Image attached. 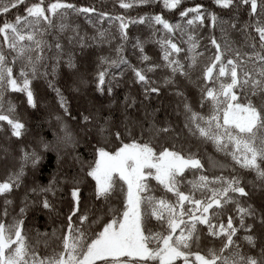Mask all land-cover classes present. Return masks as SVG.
Listing matches in <instances>:
<instances>
[{"label": "snow or ice", "instance_id": "obj_1", "mask_svg": "<svg viewBox=\"0 0 264 264\" xmlns=\"http://www.w3.org/2000/svg\"><path fill=\"white\" fill-rule=\"evenodd\" d=\"M116 3L125 10L152 3L174 10L182 0ZM212 4L230 15L195 3L179 10V19L172 22L161 12L132 17L77 6L72 0H0V121L6 122L10 137L21 138L25 125L15 115V105L5 101L6 92H22L34 108L31 82L43 78L55 91L63 117H68V101L56 87L58 72L66 70L74 91H87L86 86L92 85L93 92L110 99L119 78L130 70L142 87L143 100L158 96L159 84L171 89L177 114L183 117L182 128L200 142L178 147L182 136L169 119L154 120L147 110L142 118L131 116L128 110L136 99L127 93L116 106L93 99L78 118L73 117L79 135L61 115L54 116L59 128L56 140L71 150L69 162L74 160L85 178L94 181L92 195L99 208L91 212L81 208L79 175L59 180L53 175L45 185L26 187L18 210L10 211L13 190L22 186L28 167L38 171L43 159L41 151L21 147L6 178L0 180V264H193V257L195 264H264V0H212ZM241 13L246 16L242 22ZM79 16L95 29L91 35L73 19ZM104 21L109 27L103 26ZM137 23L151 29L145 40L129 36V26ZM202 27L210 30L207 36L198 35ZM117 38L114 55L95 56L89 73L82 66L89 63L85 51L89 42L111 48ZM149 40L159 48L158 59L147 54ZM129 44L138 64L125 54ZM188 85L198 90V97L189 94ZM137 130L139 136L134 135ZM161 137L173 143L157 151L152 141ZM81 141L92 150L91 160L82 161L76 152ZM113 142L119 143L111 150L108 145ZM206 143L234 164L209 157V168L219 174H198L184 181L188 171L202 173L205 166L199 152ZM49 147L50 143L40 142V149ZM61 147H55L58 160ZM2 151L7 163L8 148ZM237 167L251 172L254 179H242ZM151 180L163 189L160 195ZM65 183L71 198L66 214L58 226L52 221L50 234L37 231L35 243L31 242L24 232L25 213L32 209L51 216ZM249 186L260 193L258 206L249 202ZM113 197L122 198V205L113 206ZM153 220L159 225L156 231L148 226ZM209 238L219 240V246L207 247L206 254L191 250L193 243L199 246ZM50 240L57 242L56 247L41 254L39 246L48 250Z\"/></svg>", "mask_w": 264, "mask_h": 264}, {"label": "trees", "instance_id": "obj_2", "mask_svg": "<svg viewBox=\"0 0 264 264\" xmlns=\"http://www.w3.org/2000/svg\"><path fill=\"white\" fill-rule=\"evenodd\" d=\"M72 2H74L77 6H95L98 10L108 11L112 14L120 13L132 17L144 12L156 11L161 12L165 18L172 22H175L176 19H179V10H182L183 7H189L195 3H202L206 8L216 10L221 15H230V13L220 12V10L216 9L212 4V0H182L181 5H179L178 8L174 10H164L159 3H152L147 6L133 7L131 9L125 10L119 7V5L116 3V0H72ZM19 12L23 14V6L19 8ZM14 15L15 13H12L10 18H14ZM245 18V14L241 13V22ZM0 19H3V17L0 16ZM73 19H75V21L80 25L82 32L91 35L95 31L91 25L86 23L84 16L74 17ZM102 23L105 28L109 27L106 21ZM156 27L159 28L160 26L157 25ZM111 31L115 33L116 27L112 26ZM127 31L130 37H139L141 40H145V38L148 37L149 33L151 32V29L146 24L137 23L130 25ZM197 33L198 35L207 36L210 33V30L207 27H202L197 29ZM0 39H2V37H0ZM118 42L119 41L117 38V40L113 42L111 48H109L108 45L97 46L92 45L91 42H89V48L85 50L87 53L86 59L89 61V63L87 65L82 63V66H86L88 68V72L91 73L92 68L94 67V64H92L91 61L95 58V56L114 55L113 50L115 48V44ZM201 43L204 42L201 41ZM208 47L211 48L210 45H208ZM145 49L147 50V54L149 56L153 57L154 59H158L159 48L157 45L149 40L145 43ZM131 51V44H129V46L125 49V54L128 55L131 63L138 64L136 57L131 55ZM77 56L79 58V51H77ZM158 77L159 73H157L156 76H152L153 79H157ZM119 79V86H114V95L110 99H103L100 93L93 92L94 86L92 85L86 86L87 91H84L83 88L80 90V92L74 91L66 75V70L64 73L58 72L56 77V87L61 89L63 95L68 101L70 108V115L68 117H63L62 110L59 108V104L56 99L55 91L48 87L47 82L43 78L38 77L33 79L31 82V88L34 93L36 104L34 108L28 106L26 97L22 92L8 91L5 93V101H11V103L15 105V115L21 119L25 125V128L21 138L10 137L9 132L5 130L7 128L6 122L0 121V148L3 149L5 146L8 148L7 163L4 162V153L0 150V180L6 178L7 170L12 166L13 161L18 156L19 149L21 147H26L29 151L35 148L41 151L43 156V159L39 164L38 171L33 172L29 166L27 169L26 178L22 182V186L19 189L13 190L11 197L13 200V205L10 206V211L13 207L18 210L20 200L24 196L26 187L32 186L36 183L45 185L47 184V181L53 177V175H55L58 180L65 176L79 175L83 180V183L80 185L82 188L81 208L83 209L88 207L90 212L96 208H99V205L95 202L94 195H92L94 181H92L90 177L85 178V174L80 172V165L75 164L74 160L69 162L68 157L71 155V150L63 149L56 140L54 133H58L59 128L56 120L53 118L56 115H61L64 121L68 124L69 128L74 133L79 135L77 121L74 120L73 117L78 118L80 111L85 110L93 99H95L98 103H103L106 107L109 105L116 106L119 104V101L124 99L125 94L127 93L129 96L135 97L136 99L135 106L128 110L131 116L142 118L144 111L147 110L152 114V118L154 120L160 121L169 119L174 125H176V131L180 132L182 136V139L177 144L178 147L180 144L189 143L194 147L196 144L200 143L199 141L189 137L187 130L182 128L183 117L177 114L175 97L168 86L159 84L158 86L161 88V93L158 96L153 94L148 100H143V96L141 95L142 87L134 82V78L130 70H126L124 75ZM188 88L191 89V92L189 93L190 95L195 93V95L198 97V90H196L192 85H188ZM104 95L106 96V93ZM195 107L197 110L200 109L199 104H196ZM118 114L119 113H117V115ZM146 126L147 122H145V127ZM134 135L139 136V130L134 132ZM84 139L88 138L85 137ZM126 139L127 136H125V140ZM144 139H147V133H145ZM41 141L50 143V147L47 150L40 149ZM140 142H144L143 139ZM118 143L119 142H113L112 144H109L108 147L111 150H114L115 146H118ZM172 143L173 140L171 138L161 137L159 139H153L152 146L157 151H159L161 146H170ZM52 145H55V147H61V155L59 160L57 159V151ZM76 152L79 153L82 161H88L93 158L92 150L86 147L83 141H81V143L76 147ZM199 155L202 159V163L205 166L202 170V173H196L194 170L188 171L187 175L184 176V181L194 178V176L198 174H219L218 171H213L209 168V157H211L214 161L234 164L230 157H226L223 153L217 152L211 143L201 144ZM86 170L87 166L85 165V172ZM228 171L231 172V168H229ZM236 173L239 174L244 180L254 179V176L251 172L240 169L239 167L236 168ZM150 183L157 187L158 190L155 192L156 195H160L163 192V189H160L159 186L156 185L155 180H151ZM61 187L63 188V191L58 193L57 200L55 202L56 210L51 216H45L43 213H36L32 209H29L25 213L24 232L29 237L31 242L35 243L37 231L48 232L50 234L53 228L52 221L55 220L56 225L58 226L63 219V216L66 214L71 199L68 191L69 185L65 183L62 184ZM181 187L182 189L186 190L184 188V184H182ZM249 191L251 193V199L249 202L258 206L261 202L259 191L251 186H249ZM117 193L119 194V186H117ZM168 196L171 197V194L169 193ZM110 202L113 206L118 207L122 205V198L118 201L116 197H113ZM2 207L3 198L0 197V208ZM148 226L152 227L154 231L159 229V225H157L154 220L151 221ZM201 228L203 229V226H201ZM204 231L206 232V230ZM56 243L57 242L55 240H50L48 250H46L44 245L41 244L38 248V251L41 254H45L46 251L55 248ZM219 244V240H213L212 238H209L208 241L200 243L199 246L193 243L191 250L200 251L201 254H206L207 247H218ZM192 259L193 264H195L194 257Z\"/></svg>", "mask_w": 264, "mask_h": 264}, {"label": "rangeland", "instance_id": "obj_3", "mask_svg": "<svg viewBox=\"0 0 264 264\" xmlns=\"http://www.w3.org/2000/svg\"><path fill=\"white\" fill-rule=\"evenodd\" d=\"M0 150L2 151V149L0 148ZM0 156H1V154H0Z\"/></svg>", "mask_w": 264, "mask_h": 264}]
</instances>
